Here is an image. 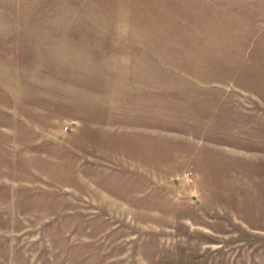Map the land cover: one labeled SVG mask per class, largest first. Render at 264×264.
<instances>
[{
  "label": "rangeland",
  "instance_id": "1",
  "mask_svg": "<svg viewBox=\"0 0 264 264\" xmlns=\"http://www.w3.org/2000/svg\"><path fill=\"white\" fill-rule=\"evenodd\" d=\"M0 264H264V0H0Z\"/></svg>",
  "mask_w": 264,
  "mask_h": 264
},
{
  "label": "built area",
  "instance_id": "2",
  "mask_svg": "<svg viewBox=\"0 0 264 264\" xmlns=\"http://www.w3.org/2000/svg\"><path fill=\"white\" fill-rule=\"evenodd\" d=\"M68 128H69V124H65V125L63 126V131H67Z\"/></svg>",
  "mask_w": 264,
  "mask_h": 264
}]
</instances>
